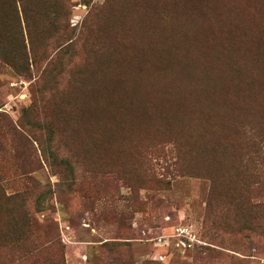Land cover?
Returning <instances> with one entry per match:
<instances>
[{
	"label": "rangeland",
	"instance_id": "obj_1",
	"mask_svg": "<svg viewBox=\"0 0 264 264\" xmlns=\"http://www.w3.org/2000/svg\"><path fill=\"white\" fill-rule=\"evenodd\" d=\"M0 264H264V0H0Z\"/></svg>",
	"mask_w": 264,
	"mask_h": 264
},
{
	"label": "built area",
	"instance_id": "obj_2",
	"mask_svg": "<svg viewBox=\"0 0 264 264\" xmlns=\"http://www.w3.org/2000/svg\"><path fill=\"white\" fill-rule=\"evenodd\" d=\"M179 230H183V229H181V228H180ZM181 232H182V233H184V232H186V230H184V231H181Z\"/></svg>",
	"mask_w": 264,
	"mask_h": 264
}]
</instances>
